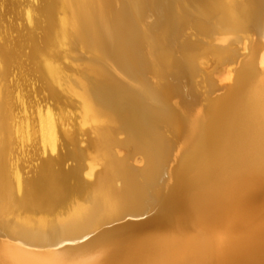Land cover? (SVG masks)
<instances>
[{
  "label": "bare ground",
  "instance_id": "bare-ground-1",
  "mask_svg": "<svg viewBox=\"0 0 264 264\" xmlns=\"http://www.w3.org/2000/svg\"><path fill=\"white\" fill-rule=\"evenodd\" d=\"M9 3L26 24L0 13V264H264V0ZM187 10L204 46L176 43ZM201 71L225 91L198 121L179 83Z\"/></svg>",
  "mask_w": 264,
  "mask_h": 264
},
{
  "label": "rangeland",
  "instance_id": "rangeland-1",
  "mask_svg": "<svg viewBox=\"0 0 264 264\" xmlns=\"http://www.w3.org/2000/svg\"><path fill=\"white\" fill-rule=\"evenodd\" d=\"M1 1V0H0ZM7 1V4H6V6L9 4V6H7L8 7V9L2 4V2H0V13H6L7 11H10L11 10V4L9 3V0H6ZM18 1V4H26V2H28L29 0H17ZM22 1V2H21ZM183 7H186L187 8V6H189V3L187 2V1H184V3H183ZM3 8V9H2ZM10 8V9H9ZM22 9V8H21ZM4 10V11H3ZM23 10V9H22ZM180 10H184V9H180ZM181 11V12H182ZM187 15H188V22H186L185 23V25L182 27V29H181V34H180V36L178 37V39H177V41H176V43H177V45L178 46H183L184 44H188L189 43V41H190V43L192 42L193 43V41H195V42H197L196 44H198V46H204V43H203V41H205L206 39L204 38V37H202L201 36V34L198 32V31H196L195 32V30H197V28L195 27V25H197L199 22H198V19H196L198 16L197 15H195V14H193L192 13V11H189L190 13H188V10L187 11H184ZM192 13V14H191ZM6 16H4L3 18H4V21H5V24H9L10 22L9 21H12L13 20V18L15 19V24H26L25 22H26V19H25V16H22V18H20L19 20H17L16 19V16L14 15V14H11V13H6L5 14ZM195 16L194 18H195V22H194V20H193V16ZM8 16V17H7ZM10 16H12V18L10 17ZM197 16V17H196ZM191 18V19H190ZM149 20V21H148ZM20 21V22H19ZM145 22H143L144 23V25L143 26H145V25H148V23L149 24H151V21H150V19H147V21H146V19L144 20ZM18 22V23H17ZM147 23V24H146ZM191 23H192V25H191ZM195 23V24H194ZM194 25V26H193ZM194 28V29H193ZM156 29V31H158V33L156 32V34H160L159 32H160V30H158V28H155ZM155 34V36H157ZM199 37H200V39H199ZM202 38H204V40L202 39ZM200 40V41H199ZM201 40H203L202 42H201ZM207 41V40H206ZM185 42V43H184ZM184 43V44H183ZM214 44H216V42H214ZM238 46V45H237ZM80 46L79 45H77L75 48H74V51H73V56H71V58H72V60H73V66H75L76 65V67H78V68H80V69H82V65H84L86 62L88 63L89 62V59H90V52H89V50L88 51H85L86 49H84V48H79ZM78 48V49H77ZM83 49V50H82ZM76 51V53L78 54H76L75 55V52ZM83 52V53H82ZM89 52V53H88ZM89 54V55H88ZM80 55V57H78ZM86 56V57H85ZM88 56V57H87ZM76 57V58H75ZM78 57V58H77ZM83 58H85V59H83ZM87 59V60H86ZM84 60V61H83ZM86 61V62H85ZM78 62V63H77ZM82 62V63H81ZM75 63V64H74ZM79 64V65H78ZM151 64V66H154V64H156V62H151L150 63ZM209 71H211L214 67H213V64L212 63H209ZM108 66V65H107ZM153 68V67H152ZM73 72V71H72ZM117 72V75H116V73H114V75L117 77V78H119V76L118 75H120L121 77H123L124 75L122 74H120V73H118L119 71H116ZM202 72V73H201ZM200 73H199V76H197L196 78H194L191 82H189V84H184V82L185 81H181L179 84H180V89L182 90V92L183 93H185V94H187V96H186V102L187 101H190L191 100V97H190V91H191V87L193 88V90H194V92H195V96L197 97V106H198V111H197V114H198V116H197V119H198V121H203V119H204V111L206 110V96H211V97H215V96H217V95H219V94H215V93H219L220 91H222V92H224L222 89L221 90H218V92L216 91V92H212L211 94H210V91L212 90L211 89V87L209 86V82H208V80H212V77H209L210 79H208L207 80V78H205L206 76H205V74L203 73V71H201ZM74 73V72H73ZM152 75H154V76H152ZM158 75V76H157ZM159 75L161 76V73L159 74H157L154 70L153 71H151L150 72V74H148V76L146 77V78H148V83L150 84H153V88L154 89H157V90H159L160 89V91H166L167 90V82H166V80L165 79H161V77H159ZM15 76V75H14ZM153 77V78H152ZM160 79H159V78ZM125 78H127V77H123V78H119L118 80H120V82L121 83H123L124 85H126V86H128V84H129V86L128 87H130V88H132V87H134V83L133 82H130L129 81V79L127 78L126 80H125ZM157 78V79H156ZM204 78H205V81H206V83H205V81H204ZM219 78V79H218ZM122 79V80H121ZM125 81H124V80ZM151 79V80H150ZM149 80H150V82H149ZM162 82H161V81ZM122 81H124V82H122ZM126 81H127V83H128V81H129V83L127 84L126 83ZM158 81V82H157ZM222 81V77H220L219 75H215L214 76V84H215V86H217L218 84V86H220L221 84H223V83H225L224 81L223 82H221ZM183 82V83H182ZM207 85V87H206V85ZM37 85H39V82H36L35 80H33V84H32V89H34ZM190 85V86H189ZM165 86V87H164ZM181 86H183V87H181ZM185 86L186 87H188V88H186L185 89ZM209 86V87H208ZM160 87H162V88H160ZM189 87H190V89H189ZM164 88V89H163ZM166 88V89H165ZM195 88V89H194ZM209 89V90H208ZM185 92H184V91ZM188 90V91H187ZM209 91V92H208ZM189 93V94H188ZM221 95L223 94V93H220ZM188 95H189V97L190 98H188ZM213 95V96H212ZM215 95V96H214ZM42 96V97H41ZM43 93H41L40 95L39 94H36V99L37 100H39V101H41V99L43 98ZM220 96V95H219ZM69 100H71V101H73V106L72 107H69L68 109H67V112H68V117H70V118H72L71 120H73V119H75L76 117H77V115L79 114V111H80V109H79V107H78V104L72 99V98H70ZM174 102H175V104H174ZM176 100L175 101H173V106L174 107H176L175 105H176ZM205 103V104H204ZM178 107V106H177ZM176 107V108H177ZM69 110V111H68ZM70 112V113H69ZM179 113H180V111H178V112H174V114L173 115H178L179 116ZM200 113V114H199ZM71 114V115H70ZM73 114V115H72ZM177 117V116H176ZM74 122V121H73ZM75 123V122H74ZM180 123H182V120L181 119H176V126L177 127H179V124ZM78 124V121H77V123H76V126H78L77 125ZM167 129H166V128ZM162 126V127H160V129L159 130H161V132L160 133H163L164 134V136L166 137V138H168V140L169 141H171V143H174L175 142V137H174V131L173 130H170L167 126ZM78 128V127H77ZM180 128V127H179ZM169 129V130H168ZM82 131V132H81ZM172 131V132H171ZM82 133V134H81ZM83 132V130H78L77 131V138L80 140V138H81V140H80V145L79 146H82V147H86V145H87V140H85V139H87V136H86V133H84ZM121 136V137H120ZM124 134L122 135V134H120L119 135V138H124ZM83 139V140H82ZM83 143V144H82ZM63 151L62 152H65V150H66V148H64V149H62ZM184 151V150H183ZM41 152V151H40ZM40 152H38V153H40ZM121 153L123 154L124 153V151H121ZM182 154V149L180 148L179 149V152L176 154L175 153V160L177 159V158H179L180 157V155ZM140 157L138 156L137 157V160L136 161H134L135 162V166H143V161L141 160V159H139ZM138 161V162H137ZM134 162L133 161H131V164H133L134 165ZM72 165V163L71 162H68L67 164L70 166V164ZM142 164V165H141ZM127 219H130V220H138V219H135V218H127ZM142 219V218H141Z\"/></svg>",
  "mask_w": 264,
  "mask_h": 264
}]
</instances>
